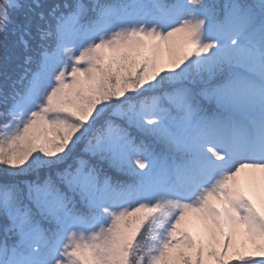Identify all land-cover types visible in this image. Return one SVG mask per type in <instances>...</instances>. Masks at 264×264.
Instances as JSON below:
<instances>
[{"label":"snow or ice","instance_id":"obj_1","mask_svg":"<svg viewBox=\"0 0 264 264\" xmlns=\"http://www.w3.org/2000/svg\"><path fill=\"white\" fill-rule=\"evenodd\" d=\"M0 264H264V0H0Z\"/></svg>","mask_w":264,"mask_h":264},{"label":"trees","instance_id":"obj_2","mask_svg":"<svg viewBox=\"0 0 264 264\" xmlns=\"http://www.w3.org/2000/svg\"><path fill=\"white\" fill-rule=\"evenodd\" d=\"M34 179V177H32Z\"/></svg>","mask_w":264,"mask_h":264}]
</instances>
